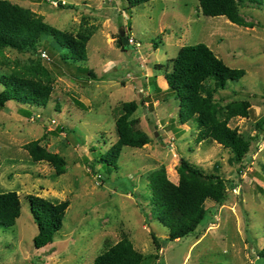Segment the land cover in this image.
<instances>
[{
    "label": "rangeland",
    "instance_id": "374dc122",
    "mask_svg": "<svg viewBox=\"0 0 264 264\" xmlns=\"http://www.w3.org/2000/svg\"><path fill=\"white\" fill-rule=\"evenodd\" d=\"M11 1L73 34L84 18L98 30L83 62L61 60L64 48L46 35L37 50H6L21 61L40 54L56 82L46 107L10 101L0 111V193L17 191L22 201L16 224L0 226V264H92L106 239L118 241L123 233L147 256L144 264H264V193L258 189L264 187V137L253 141L242 164H234L232 153L221 144L198 143L197 123L181 124L175 94L167 87L158 92L152 82L167 85L164 70L156 66L170 64L182 46L207 44L227 65L246 71L216 98L223 105L250 100V117H236L230 125L254 136L256 123L264 118V0L240 5L253 27L225 16H205L199 0H152L132 9L127 0ZM122 30L129 36L126 50L117 44ZM8 71L0 66V76ZM131 100L139 102L134 117L151 141L142 148L125 146L117 166L95 162L93 169L94 160L116 143L115 120L122 103ZM37 139L65 157L64 174L32 160L24 145ZM181 157L207 172L218 166L229 191L222 204L207 201L206 216L195 233L170 240L154 212L149 176L165 166L177 183ZM29 194L70 201L63 228L40 249L34 245L38 226Z\"/></svg>",
    "mask_w": 264,
    "mask_h": 264
},
{
    "label": "trees",
    "instance_id": "16d2710c",
    "mask_svg": "<svg viewBox=\"0 0 264 264\" xmlns=\"http://www.w3.org/2000/svg\"><path fill=\"white\" fill-rule=\"evenodd\" d=\"M150 1L152 0H127L130 9ZM199 2L200 11L205 16H225L234 24L253 27L241 14L240 5L244 0ZM59 3V6L64 7L61 1ZM97 30L96 25L84 18L77 33L73 34L50 24L44 16L31 8L11 0H0V66L9 69L0 76V82L4 86L0 92V111L10 101L46 107L56 82V76L40 54L37 58L21 61L9 57L7 49L37 50L42 37L46 35L52 37L53 44L64 48V52L60 54L61 60L83 62L88 60L87 46ZM123 39L119 33L118 47L126 50ZM44 50L47 53L48 49L44 47ZM156 68L164 70L167 90L175 94L179 122H196L198 143L215 141L232 153V163L242 164L253 141L264 137V118L256 123V134L246 137L237 127L233 128L230 122L236 117L249 118L251 101L233 100L223 105L216 95L227 87L229 81L243 78L246 71L227 65L205 43L182 46L177 56L170 59V64H160ZM88 74L96 78L94 72L90 71ZM152 82L154 89L161 92L157 81L153 79ZM138 109V101L122 103L115 120L118 139L99 161L94 160L93 169L95 162L117 166L125 146L142 148L151 141L149 134L139 127V119L134 117ZM41 141L33 140L25 144L24 148L35 162H47L54 167L56 175L64 174L67 165L65 157L49 150ZM215 168V172H207L203 167L181 157L177 183L170 179L165 166L149 176L148 187L153 196L154 212L156 218L168 228L170 240H179L195 233L206 216L207 201L222 204L226 200L229 191L227 181L217 173L219 167ZM258 189L264 193V187L258 186ZM27 198L38 226L34 245L38 249L44 248L53 242L57 232L63 228L70 201L54 202L34 194H29ZM21 212L22 201L17 191L0 193V226H14ZM199 235L196 234L197 237ZM153 239L158 249L161 248L154 234ZM261 256H264V250L261 251ZM146 259L147 256L135 247L130 236L123 233L118 241L106 239L103 250L92 264H144Z\"/></svg>",
    "mask_w": 264,
    "mask_h": 264
},
{
    "label": "water",
    "instance_id": "95a60500",
    "mask_svg": "<svg viewBox=\"0 0 264 264\" xmlns=\"http://www.w3.org/2000/svg\"><path fill=\"white\" fill-rule=\"evenodd\" d=\"M120 34L124 38L123 39L124 45L128 46V39H127V37H125V31L122 30ZM155 128H156V125L155 124H152L151 125V129L154 130ZM155 135L156 136L158 135V131H155Z\"/></svg>",
    "mask_w": 264,
    "mask_h": 264
},
{
    "label": "built area",
    "instance_id": "2783aa9c",
    "mask_svg": "<svg viewBox=\"0 0 264 264\" xmlns=\"http://www.w3.org/2000/svg\"><path fill=\"white\" fill-rule=\"evenodd\" d=\"M133 40H134V39H133ZM133 40H132V43H134ZM137 45H139V43H137ZM43 55H44L45 57H47V55H46L45 53H43ZM48 59H49V57H48ZM237 189H238V187H233V188H232V190H234V191H236Z\"/></svg>",
    "mask_w": 264,
    "mask_h": 264
},
{
    "label": "crops",
    "instance_id": "0c3cea01",
    "mask_svg": "<svg viewBox=\"0 0 264 264\" xmlns=\"http://www.w3.org/2000/svg\"><path fill=\"white\" fill-rule=\"evenodd\" d=\"M166 84H167V82H166ZM159 86H161V88H163L164 90L166 89V87H168L167 85H164L163 87H162V85H159Z\"/></svg>",
    "mask_w": 264,
    "mask_h": 264
}]
</instances>
